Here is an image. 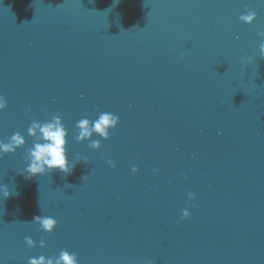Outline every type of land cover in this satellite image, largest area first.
I'll return each mask as SVG.
<instances>
[{
  "label": "water",
  "instance_id": "1",
  "mask_svg": "<svg viewBox=\"0 0 264 264\" xmlns=\"http://www.w3.org/2000/svg\"><path fill=\"white\" fill-rule=\"evenodd\" d=\"M260 32L264 0H0V142L26 140L0 153V264H264ZM103 113L110 139L77 142ZM57 114L75 167L27 179Z\"/></svg>",
  "mask_w": 264,
  "mask_h": 264
},
{
  "label": "clouds",
  "instance_id": "2",
  "mask_svg": "<svg viewBox=\"0 0 264 264\" xmlns=\"http://www.w3.org/2000/svg\"><path fill=\"white\" fill-rule=\"evenodd\" d=\"M239 19L246 23L252 24L257 19V13L254 10L248 9L246 15H241ZM264 38V32L258 34ZM260 54L264 57V43L260 45ZM251 63V58L248 60ZM7 107V101L3 97H0V110H4ZM99 111V109H97ZM119 123V117L110 113H103L93 123L89 119H81L76 128L79 130V134L76 136L77 142H83L89 140L93 133H96L104 140L110 139L109 130L116 128ZM68 133L62 124V120L59 114L52 118L51 122L40 123L33 121L28 128V136L34 138L36 141L32 148L28 149L26 160L29 162V166L26 169L28 175L27 179L36 177L38 175H44L45 173H51L58 170L64 174H70L75 167V164L69 166L67 158V137ZM26 140L24 136L17 132L12 135L8 143L0 142V153L10 154L14 153L17 149L25 146ZM92 149L101 148L99 141H93L88 145ZM79 162V157H77ZM84 163H87L85 160ZM108 163L115 168V164L112 161ZM138 168L133 167L132 172L135 173ZM23 174V173H22ZM3 195L5 198L10 196V192L7 190V186L4 187ZM189 198H192V194H189ZM190 213L185 210L181 219L188 218ZM41 226V230L46 233H51L57 225V221L50 217H34L33 221ZM25 243L29 248L35 247L34 241L31 238L26 237ZM41 247H44V241L41 240ZM29 264H77V257L75 254H70L67 251H62L58 259H45L41 256L39 259L32 258L29 260Z\"/></svg>",
  "mask_w": 264,
  "mask_h": 264
}]
</instances>
